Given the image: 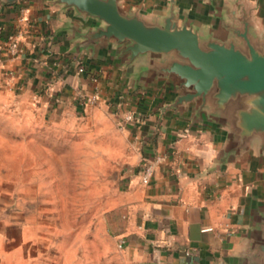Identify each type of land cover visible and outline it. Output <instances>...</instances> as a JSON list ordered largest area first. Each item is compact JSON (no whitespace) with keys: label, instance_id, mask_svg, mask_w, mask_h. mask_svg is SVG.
<instances>
[{"label":"crops","instance_id":"obj_1","mask_svg":"<svg viewBox=\"0 0 264 264\" xmlns=\"http://www.w3.org/2000/svg\"><path fill=\"white\" fill-rule=\"evenodd\" d=\"M121 9L162 24L172 15L202 39L231 38L243 18L264 38V0H118ZM100 23L55 0L0 3L4 92L40 111L109 108L128 138L108 264H264V147L253 138L232 149L229 125L197 102L170 105L182 91L142 56L126 64L112 40L89 43ZM15 43L16 53L9 51ZM131 113L133 120L123 118ZM145 165L149 183L140 182ZM208 229V231H203ZM27 216L0 218V264H70ZM100 251V249L98 250ZM99 262L107 264L102 248ZM68 260V259H67Z\"/></svg>","mask_w":264,"mask_h":264},{"label":"rangeland","instance_id":"obj_2","mask_svg":"<svg viewBox=\"0 0 264 264\" xmlns=\"http://www.w3.org/2000/svg\"><path fill=\"white\" fill-rule=\"evenodd\" d=\"M0 79V218L27 216L70 264L111 257L110 228L130 148L109 108L44 112ZM100 249V251H98ZM68 259V260H67Z\"/></svg>","mask_w":264,"mask_h":264},{"label":"water","instance_id":"obj_3","mask_svg":"<svg viewBox=\"0 0 264 264\" xmlns=\"http://www.w3.org/2000/svg\"><path fill=\"white\" fill-rule=\"evenodd\" d=\"M55 1L99 22L87 32L89 43L112 40L126 56V64L142 56L162 58L152 63L156 75L174 77L182 91L171 107L197 102L229 125L232 149L244 148L253 138L264 147V38L250 34L247 18L229 28L230 39L221 41L202 39L172 15L162 24L147 22L124 12L118 0Z\"/></svg>","mask_w":264,"mask_h":264},{"label":"built area","instance_id":"obj_4","mask_svg":"<svg viewBox=\"0 0 264 264\" xmlns=\"http://www.w3.org/2000/svg\"><path fill=\"white\" fill-rule=\"evenodd\" d=\"M9 51H10L11 54L16 53L17 47H16L15 43L10 44ZM95 101H96V96H92V97L87 99L86 104L87 105H93ZM123 120L126 123L132 121L133 120L132 114L131 113L126 114L125 117L123 118ZM151 176H152V168H151V166L150 165L143 166V168L141 170V173H140V182L143 185L148 184ZM203 231L204 232L208 231V229H204Z\"/></svg>","mask_w":264,"mask_h":264}]
</instances>
